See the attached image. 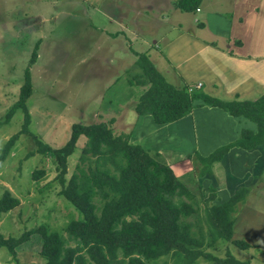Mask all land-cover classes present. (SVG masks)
Masks as SVG:
<instances>
[{
    "label": "rangeland",
    "instance_id": "374dc122",
    "mask_svg": "<svg viewBox=\"0 0 264 264\" xmlns=\"http://www.w3.org/2000/svg\"><path fill=\"white\" fill-rule=\"evenodd\" d=\"M244 1L203 0L199 13H185L174 12L169 0L166 4L169 12L159 13L160 4L153 6L154 0H0V120L18 99L29 70L33 91L27 107L31 117L29 131L33 136L59 148L68 140L72 124L101 122L108 125L114 136L127 135L131 144H139L149 153H158L157 160L170 166L187 187L193 197L191 203L197 209V214L187 221L194 225V231L203 229L208 252L224 257L229 251L238 260L264 264V144L249 151L230 149L228 156L212 164L210 171L203 175L198 158L233 142L242 129L253 130L256 125L244 120L245 117H233L209 105H203L198 116L192 111V115L179 123L155 125L151 118H139L135 112L146 87L131 84L132 75L139 72L137 54L142 53L173 86L195 91L200 82L208 88L210 81L197 69L199 62L191 54L189 45L182 43L171 51L180 56L171 57L173 65L167 63L170 57H166L163 47L175 41L181 29L197 31L198 19L221 22L222 19L208 13L211 10L232 21L233 35L244 42L238 45L240 49L236 53H256L262 57L264 48L249 49L246 42V34L254 33L255 19L250 14H255V10L248 11L249 19H239L244 13L238 7ZM147 5L152 6V11ZM131 14L132 18L126 19ZM145 16L150 22L140 26L139 21ZM118 23H123V28ZM246 25L249 27L244 33ZM208 35L214 36L218 44L223 42V34H211L209 30L203 34ZM234 45V42L227 44L235 51L238 46ZM204 55L207 54L202 53L198 59L201 63L204 59L212 61V53L208 57ZM184 59L183 63L179 61ZM219 68L222 71L223 67ZM197 91L206 92L204 88ZM23 119L19 110L0 126V154L8 139L18 134L10 153L0 162V199L9 190L20 201L18 207L0 216V234L4 238H18L39 226L46 227L48 232L65 234L67 224L79 217V213L58 195L60 188L54 181L51 160L39 154L29 155L36 144L32 136L20 133ZM84 144L85 138L81 137L75 153L68 159L67 178L79 165ZM41 168L45 169V175L36 182L32 172ZM241 188L249 192L235 214L233 239L247 242L251 247L247 250L224 240L212 242L205 221L206 207L219 205ZM41 244V237L33 235L16 248L17 262L6 248L0 247V264H45L39 254ZM155 264H175V261L167 256Z\"/></svg>",
    "mask_w": 264,
    "mask_h": 264
},
{
    "label": "trees",
    "instance_id": "16d2710c",
    "mask_svg": "<svg viewBox=\"0 0 264 264\" xmlns=\"http://www.w3.org/2000/svg\"><path fill=\"white\" fill-rule=\"evenodd\" d=\"M201 2L175 0L174 7L181 12L194 13ZM33 61L34 57L31 63ZM136 63L139 72L132 75L131 84L146 87L135 105L139 117L149 116L155 125L164 126L183 119L195 107L209 105L233 117H245L244 120L256 125L255 131L242 129L237 140L216 148L209 155H198L203 165L201 175L209 172L211 165L221 161L230 149L249 151L264 144V94L255 101H223L201 91H190L188 87L173 86L165 81L146 54H137ZM25 76L18 99L6 111L0 126L17 111H22L20 133L32 136L36 144L29 155L39 154L51 160L54 181L60 188L58 195L71 203L79 217L67 224L65 234L48 232L44 226L18 238H4L0 234V247L7 249L14 262H17L16 248L33 235H39L42 240L39 254L45 264H155L167 256H171L175 264L197 261L251 264L249 260L236 259L229 251L224 257H218L206 250L203 229L194 231V225L187 221L197 214L195 204L191 203L193 197L172 168L157 160L158 153H149L143 146L131 144L127 135L114 136L102 122L72 124L68 140L59 148L33 136L29 131L31 117L27 107L33 91L29 70ZM81 137L85 138V144L79 165L67 178L68 159L75 153ZM17 138L15 134L5 143L0 162L6 159ZM44 175V168L34 170L32 179L37 182ZM248 192L247 188H241L228 200L205 208L212 242L219 239L242 250L251 248L244 240L233 239L235 214ZM19 204V199L5 190L0 199V216Z\"/></svg>",
    "mask_w": 264,
    "mask_h": 264
},
{
    "label": "crops",
    "instance_id": "0c3cea01",
    "mask_svg": "<svg viewBox=\"0 0 264 264\" xmlns=\"http://www.w3.org/2000/svg\"><path fill=\"white\" fill-rule=\"evenodd\" d=\"M174 1L170 0V5H169L170 7L171 6L174 7ZM168 2L169 0H154L153 6L158 7V4H160L159 13L169 12L168 10H166V4ZM146 7L147 9H149V11H152L151 5L149 6L147 5ZM200 7H201V4L196 12L199 13ZM174 9H175L174 12L178 10L175 7ZM238 10L244 13V15H240V18H239V19H242L243 21L245 17L249 19L248 14L252 12L253 10H255V14L254 13L250 14V18L255 19L253 26H252L254 33L252 32L251 35L246 34L245 38H246V42L249 45L248 46L249 49L251 47H255L256 50H260L259 48H264L261 44V43H264V0H255V1L245 0L243 2V5L241 7H238ZM249 10L251 11L248 13ZM208 13L212 14L217 19H222V21L219 23H212L208 19L203 18L204 21H201L200 19L196 21L197 24L195 26L197 27V31L189 32V31H186V29H181V33L177 35L178 37L176 38V40L173 42L166 43V45L163 47L165 49L164 53L166 57L167 58L170 57L167 63H171L173 65L171 57H174L176 55H177V58H180L178 54H171L172 50H177L182 45V43L189 45V50L191 54L192 55L194 54V57L199 62L197 65V69H199V72L201 71L202 74H206L210 81L208 84V88H205L204 84L198 82L196 86L198 84H200V86L197 90L199 89L203 90L204 88L206 90L205 93L213 94L217 98H220L225 101H233V100L255 101L257 100L260 96L264 94V54L262 55V57H259V55H255L256 53H252L251 55H242V54L236 53L240 49L238 45H242L244 42H241V39L236 40V36L233 35L232 21L228 19V17H226L225 15L217 11L211 10V11H208ZM167 14L170 15V13H167ZM109 16L112 17L113 15L109 14ZM132 16L133 14L129 15L128 18L126 19H130L132 18ZM110 20L115 22L112 19ZM131 21L133 20H128L127 22H131ZM149 22L150 21H147V16H145L143 20L139 21L140 26L147 25ZM136 24L137 22L134 23L133 27H136L135 26ZM179 24L180 23L177 22V25ZM118 26L123 28L124 24L118 23ZM248 27L249 26L247 25L245 26L246 30L244 31V33L247 32ZM179 28L181 27L179 26L178 29ZM208 30H209V33L211 34L213 33L223 34L224 35L223 42L218 44L217 42L213 40L214 36L212 37V35H208V37L203 36V34L207 33ZM129 32L134 33L133 30H130ZM132 37H135V36L132 35ZM240 38H242V35H240ZM233 42L235 45L238 46V48L235 47V51L232 50L231 46L229 47L227 46L228 43L232 45ZM237 42L238 43L240 42V44H237ZM156 43L157 42L155 41V44ZM173 44L175 46L171 49ZM209 52L212 53V61H210L209 59H204L203 62L201 63L200 60L198 59L202 57V53L207 54V55H204V57H208L210 56ZM179 61L183 63L186 60L184 59V60H179ZM220 66L223 67L222 71H220V68H219ZM201 69H204V70H201ZM196 103H200V102H196ZM202 107L203 106L196 107L193 110V112L196 111L195 112L196 116L202 113V112L198 113V111H200ZM210 108H214V107H210ZM214 109H218V108H214ZM206 111H210V110H208L207 108ZM212 111L213 110H211L210 113H212ZM192 113L187 115L186 117L192 115ZM148 117L149 116H144L142 118H148ZM182 120L170 123L168 125L179 123ZM211 136H213V133L211 134ZM237 139L238 138L236 137V139H234L233 141ZM228 155L229 154H227L226 156ZM224 198H227V196L225 195ZM228 198L226 200H228ZM226 200L220 201V203Z\"/></svg>",
    "mask_w": 264,
    "mask_h": 264
},
{
    "label": "built area",
    "instance_id": "2783aa9c",
    "mask_svg": "<svg viewBox=\"0 0 264 264\" xmlns=\"http://www.w3.org/2000/svg\"><path fill=\"white\" fill-rule=\"evenodd\" d=\"M200 84H198L197 86H195V88H199ZM191 91V90H190Z\"/></svg>",
    "mask_w": 264,
    "mask_h": 264
}]
</instances>
